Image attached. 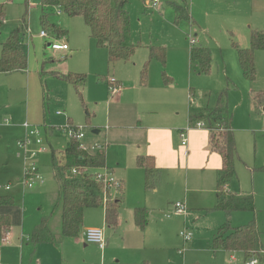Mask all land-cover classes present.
I'll list each match as a JSON object with an SVG mask.
<instances>
[{"label": "rangeland", "instance_id": "1", "mask_svg": "<svg viewBox=\"0 0 264 264\" xmlns=\"http://www.w3.org/2000/svg\"><path fill=\"white\" fill-rule=\"evenodd\" d=\"M3 1L6 21L0 25V43L7 41L27 10L30 40V46L25 45L28 72L0 74V107H5L1 111L10 108L14 111L13 116L9 112L0 113V124L5 119L12 121V126L7 128L9 133L0 138V196L14 198L15 206L11 208L14 214L11 216L15 231L24 236L25 243L28 239L30 243L23 250L3 249L11 255L8 264H41V256L48 260V264L84 261L86 264H100L102 261L100 252L99 257L94 255L95 251L84 247L83 240L86 225L96 223L97 228H104L103 207L86 211V229H82L78 242L68 239L60 248L44 246L46 249L40 251L41 254L37 253L40 248L31 243L34 228L46 217L53 234H60L61 211H54L55 200L51 192H55V182L49 168V151L37 158L45 186L26 191L22 184L24 159L19 158L21 152L16 143L24 135L25 123L41 126L46 143L45 125L61 132L57 135L59 139L53 142L54 147L61 149L70 141L63 129L71 118L73 125L82 128L85 134L82 143L107 149L104 140L106 128L114 125L108 122L109 117L130 116L137 113L145 100L164 94L174 97L177 113L181 111L182 116L189 103L194 108L192 113H207L215 107L221 93L228 96L229 108L234 113L238 151L235 162L237 175L228 184L229 192L224 193L254 196L256 211H236L228 218L217 208V192H191L186 203L185 192H162L164 190L161 189L159 194H153L135 189L121 196L122 186L115 195L122 203L121 225L116 234L105 232L109 243L103 264H247L243 252L214 251L212 243L218 230L227 222L232 228H237L256 221L264 246V102L254 103V97L264 94V50L255 51L256 78L253 81L243 75L236 48L237 45L242 49L250 48L252 30L264 32V0H188L192 21L179 23L171 4H179L180 0H159L155 8L148 6L149 0H130L126 10L130 14L136 53L127 63L108 61L107 51L99 49L84 19L70 17L63 11L62 14L54 13L52 19L67 32L72 52H68L69 57L53 55L50 43L54 36L47 38L48 42L40 36V8L35 4L38 0ZM191 40L196 42L194 46ZM47 43L49 49H45ZM150 46L166 49L165 63L158 60L149 62ZM192 48L209 49V73L203 74L196 64L191 65ZM147 63V84L143 85L141 73ZM68 74L86 76L82 100L72 85L57 76ZM28 76L32 80L30 98L22 91L27 87ZM111 78L124 84V98L119 100L118 95L114 96L109 91ZM59 106L66 111L65 118L56 116ZM44 119V125L38 124ZM13 130L20 132L18 138ZM94 130H101L102 134L94 135ZM225 132L220 130L213 134ZM215 181L217 187V179ZM9 183L11 191H6ZM113 199L111 195L110 200ZM177 203L186 204V207L183 205L184 213H176ZM139 206L149 211V226L144 232L137 229L131 218L132 210ZM182 232L194 233L193 239L184 241ZM257 264H264V260Z\"/></svg>", "mask_w": 264, "mask_h": 264}, {"label": "trees", "instance_id": "2", "mask_svg": "<svg viewBox=\"0 0 264 264\" xmlns=\"http://www.w3.org/2000/svg\"><path fill=\"white\" fill-rule=\"evenodd\" d=\"M130 0H40L42 10L41 28L49 35L62 38L66 35L59 25L50 21L54 10L58 9L70 17H82L90 29V34L96 40L99 48H107L111 63L130 62L136 53V46L131 44L130 14L126 10ZM177 23L192 20L188 6L173 4ZM0 25L4 23V14L0 8ZM29 29L28 10L22 16L19 26L12 31L7 41L2 45L0 56V73L11 75L21 73L28 68V56L22 36ZM238 60L243 75L249 80H255V51L264 50V32L252 30L250 48L242 49L237 45ZM167 52L164 47H152L149 53V62L158 60L165 63ZM191 60L203 74L210 71L211 53L207 48H192ZM148 64L142 71V84H147ZM62 81L72 85L80 99L81 86L85 76L78 74L57 75ZM264 95V94H263ZM262 94L256 96L257 103L264 102ZM83 103V102H82ZM84 104V103H83ZM234 115L228 104L226 93L218 95L216 105L207 113H192L189 125L203 123L211 131L212 148L222 157V167L217 175V208L224 211L228 218L236 211L255 212V199L252 195L237 196L225 195V188L237 175L235 162L238 157L235 132L233 130ZM69 126L73 124L68 122ZM225 130V134L215 135V131ZM137 164L146 173V190L157 186L160 171L156 168L154 160L149 157H139ZM55 193L57 195V208L61 209L62 236L55 241L49 228V219H43L33 230L31 243L34 247L46 243L60 245L63 238H79L84 224L86 209L101 208L105 210V221L109 227H116L119 218L118 200L105 201L104 192L100 184L92 177L95 172L107 168L106 154L97 151L92 154L81 148L79 142L69 141L64 154L58 156L52 152L50 159ZM79 169L83 175L73 176L72 169ZM264 171V169H263ZM15 201L11 197H0V207H12ZM134 222L140 231H144L149 223V211L145 208L134 210ZM12 225L9 215H0V239L3 232ZM214 251L243 252L245 261L257 259L264 260V246L262 234L256 221L237 228H232L227 222L218 230L212 243Z\"/></svg>", "mask_w": 264, "mask_h": 264}, {"label": "crops", "instance_id": "3", "mask_svg": "<svg viewBox=\"0 0 264 264\" xmlns=\"http://www.w3.org/2000/svg\"><path fill=\"white\" fill-rule=\"evenodd\" d=\"M257 1H261V0H257ZM2 4H4V1L0 0V8H2V13L4 14L3 18H4V23H5L6 11ZM33 4L34 3H31V5ZM35 4H38L37 6L40 8V17H41L42 10L40 7V0H38V3H35ZM173 4H176V3H172L171 4L172 7H173ZM188 4H189L188 0H180L179 4L177 5L188 6ZM56 11H61V10L55 9L54 10L55 14H56ZM61 14H62V11H61ZM28 16H29V12H28ZM21 18L18 20L19 22ZM50 21L56 24L55 20H53L52 17L50 18ZM19 22H18L17 27L19 26ZM181 22H187V21H181ZM4 23H2V25ZM28 23H29V18H28ZM39 25L41 28L40 22H39ZM52 36H54L52 37L53 42L55 41V42L66 43L69 46L68 51H60V52L52 51L53 55L61 54L63 56L64 55L68 56V54L72 52L70 42L68 39V35H64L60 39L57 38L55 35H52ZM49 37H51V35H49ZM42 39L45 41L47 38H42ZM22 40H23V43L26 45V47L30 46L29 45L30 44L29 29L22 36ZM45 42H48V41L46 40ZM4 43H0V56H1V51H2V45ZM131 44L136 46L133 43L132 34H131ZM47 46H48V43L45 45V49H49ZM152 47H157V46L148 47L149 53H150V48ZM99 49L107 51L108 61H109L108 49L107 48H99ZM51 59H54V57H51ZM52 62L49 61V63H52ZM192 64H195V63L191 61V65ZM27 72H28V68L26 71L21 72V73H27ZM41 73H43V71ZM50 73H53V72H50ZM2 75H5V74H2ZM78 75H82V74H78ZM118 82L122 88L118 94V97H119L118 99L120 100L125 97L126 88L124 87V84L121 81H118ZM31 85H32V80H31V77L28 76L27 77V87L26 89L22 90L26 92L28 98L31 97V94H30ZM85 86H86V76H85V82L80 88V90L82 89L81 92L83 91ZM172 87L173 85H171V88ZM42 91L44 92V90ZM11 95L12 94H10V96ZM43 96H44V93H43ZM173 98L174 97L172 95H166V94L159 95L157 98L150 97L149 99L145 100L143 105H140V107L137 109V113H132L130 116L115 115L113 117H109L108 122L114 125H112V127L106 128L107 129V132L105 134L106 139L104 140L107 144V149L103 148L102 151H104L106 154L107 169L110 172H112V174L115 176L117 180L122 182L123 190H122L121 196H124L125 193L132 192L135 189L136 190L141 189L143 190L142 192H148V193H153V194H159V192H161V189H163L164 191L162 192H185V195H186L185 202L188 203V195L191 192L193 193L213 192V194L217 192L215 180L217 179L218 171L221 169L223 161H222L221 155L215 150H213L212 148L211 131L209 130L189 131V133L187 134V145L183 146L181 132L185 130L187 126L189 125V117L192 114V111L194 110V108H192L191 103L188 102L189 103L188 110L184 111V114L182 116L181 111L177 113L176 106H175V100ZM47 99H49L48 95H47ZM254 103L255 105H257L256 97H254ZM2 108H5V107L4 106L0 107V113L9 112V114L13 116L14 114L13 109L11 110L10 108V110L1 111ZM58 112H62V114L59 115ZM66 115H67L66 111L59 106L56 110V116L65 118ZM68 119H69L68 120L69 123L74 124L71 118H68ZM8 120L9 119H5L3 121L4 123L0 124V138L1 139H3V136L9 133V130L7 128L12 126L11 125L12 121L11 120L8 121ZM45 123H46V120L44 119L43 122L40 121L38 124L44 125ZM233 123H234V120H233ZM45 129H46L45 137L47 139V143L50 148L49 153H48L49 155L48 154L47 155L49 156L50 159H51L52 152H55L58 156H62L69 142L66 144L65 147L61 149L54 147L53 142L59 139L57 135L58 133H61V132H58L55 128L47 127L46 125H45ZM233 130H234V126H233ZM13 132H14V136L18 138L20 135L19 134L20 132H15V130H13ZM93 134L94 135L102 134V131L94 130ZM20 137H22V134ZM82 144L87 148L89 153H92V154L96 153L95 151L92 152L90 150V148L93 149L92 146H94V144L91 145L90 143H85V142H83ZM19 155H20L19 156L20 158L21 154ZM139 157L152 158L154 160L156 168L160 171V177H159L157 186L152 190H145L146 173H145V170L139 167L137 164ZM49 168L51 169L50 161H49ZM51 172H52V169H51ZM39 174H40V169H39ZM40 177H41V181H39L35 187L45 186V182L41 174H40ZM9 185H11V183H9L7 186ZM35 187L33 189H35ZM228 187L229 185L226 186L225 188V191L227 192H229ZM6 191H11V190L10 189L7 190L6 188ZM51 193L54 196V200H55L54 211H56L57 209H60V208H57L55 210V206L57 203V195L55 192H51ZM23 195H26V193L24 192ZM0 197H10V196H0ZM115 198L119 202V218H118V225L116 227L112 228L107 225L105 221V210L103 208V211H104V228L103 229L106 228V230H104V233L106 232L107 234H110L113 232L116 234V231L119 229L121 225V224L119 225V221H120V209L122 207V203H121V200L118 199L117 196H115ZM183 205L186 207V204L183 203ZM12 207H2L1 206L0 215H9L12 220L13 218L11 214H14L13 211L11 210ZM146 207L139 206V207H135L132 210L131 218H132L134 225H135L134 210L136 208L147 209ZM87 210L89 209H86L85 213ZM85 213H84V218H85ZM90 215L91 214H89L88 217H90ZM85 221L86 220L84 219V224L86 223ZM60 224H61V232L60 234L56 236L53 234L49 226L55 241L61 239V236H62V222L61 221H60ZM84 224L82 228L83 231L84 229H86ZM86 226L87 228L99 227L98 225H96V223L89 224V226L88 225ZM148 226L149 225H147V227ZM144 231H140V232H144ZM68 239H73V238H63L62 243L60 245L56 243H48V244L46 243L47 246L46 244L38 245L37 247H39L40 249L38 250L36 249L37 253L38 252L40 253V251H43V249H46L48 246H54V247L57 246L60 248L63 242ZM79 239L76 238L73 240H76L78 242ZM105 239L107 243H106V248L104 250H101L97 245L87 244L85 240H83L84 245H85L84 247L95 251L94 255L99 257V252H100L102 256L101 258L102 261L100 264H103L104 256L107 253L109 239L106 236H105ZM0 244L2 248V250L0 251V263L2 262L3 264H8L9 258L11 257V255L8 252H5L3 249L23 250L25 245L27 247H29L30 245L29 239L27 240V243H25L24 236L16 233L14 222H12V225L3 232L2 238L0 239ZM7 244H10V245L5 246ZM44 246L46 248H44ZM41 258H42L41 264H48V260H46L42 256ZM81 263L86 264L85 261L79 262L77 264H81Z\"/></svg>", "mask_w": 264, "mask_h": 264}, {"label": "built area", "instance_id": "4", "mask_svg": "<svg viewBox=\"0 0 264 264\" xmlns=\"http://www.w3.org/2000/svg\"><path fill=\"white\" fill-rule=\"evenodd\" d=\"M159 3V0H149L148 6L155 8V6ZM57 14H61V11H56ZM40 36L42 38H48L49 34H47L45 31H42L40 33ZM191 44L194 46L195 41L191 40ZM50 49L55 52L60 51H68L69 46L66 43L61 42H52L50 43ZM109 84V91L112 95L117 96L119 92L121 91V86L115 78H111L108 81ZM58 114H62V112H58ZM188 127V126H187ZM24 129V135L22 138H20L16 145L18 150L21 152V157L24 159V174L22 179V184L25 188V190H32L36 184L41 181V177L39 174V168H38V162L37 158L41 155L46 154L50 148L49 145L46 143L44 136H43V129L40 126H31L28 123H25L23 125ZM191 130H208L206 126L203 123H197L194 126L189 125L188 128L183 130L181 132V138H182V145H187V134ZM64 135L70 140V141H76L79 142L81 145V148L88 151L87 148L82 144L81 140L85 138V134L82 131V128H78L76 126H69L65 127L63 129ZM93 149H99V151H102L103 148L100 146L93 147ZM101 149V150H100ZM71 174L73 176H82L83 173L75 168L71 170ZM93 179L101 185L102 190L104 192L105 201L107 198H110L111 195L114 197L113 200H115V195L118 190L122 189V182L117 180L115 176L110 172L107 168H103L94 174H92ZM7 190L11 188V186L6 187ZM111 194V195H110ZM176 213H184L185 208L182 204L177 203L175 208ZM85 242L87 244H93L97 245L101 250H104L106 248V239H105V233L103 229L100 228H87L85 231ZM181 236L183 237L184 241H191L193 239V233L192 232H182ZM257 259H251L247 262V264H257Z\"/></svg>", "mask_w": 264, "mask_h": 264}]
</instances>
